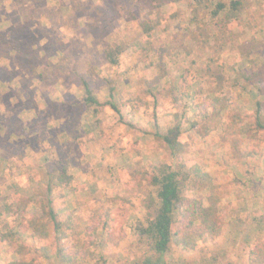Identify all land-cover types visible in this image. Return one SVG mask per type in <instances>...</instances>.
Listing matches in <instances>:
<instances>
[{
	"label": "rangeland",
	"instance_id": "obj_1",
	"mask_svg": "<svg viewBox=\"0 0 264 264\" xmlns=\"http://www.w3.org/2000/svg\"><path fill=\"white\" fill-rule=\"evenodd\" d=\"M231 1L0 0V264H143L162 163L188 175L173 230L204 214L168 264H264V0ZM49 187L61 233L29 225Z\"/></svg>",
	"mask_w": 264,
	"mask_h": 264
},
{
	"label": "trees",
	"instance_id": "obj_2",
	"mask_svg": "<svg viewBox=\"0 0 264 264\" xmlns=\"http://www.w3.org/2000/svg\"><path fill=\"white\" fill-rule=\"evenodd\" d=\"M241 7L242 6L240 0H232L228 9H230L231 12H235L236 10H241ZM225 8V3H218L214 14H217ZM120 52L121 50L118 47L115 49H110L107 52V57L109 58L110 62L117 63ZM85 92V101L88 104H99L97 96L87 82L85 83ZM110 94V96L113 97V93ZM110 104L114 109H117L115 103L111 102ZM257 104L261 105L259 101H257ZM255 115L256 125L259 129H264V115L262 114V110H260V108L256 109ZM181 133L182 128L179 123L174 124L164 133L155 132L157 138L161 139L176 156H178V153L184 148L183 143L180 141ZM57 178V183L63 184L66 180L69 181L71 177L65 171ZM187 178L188 175L184 170H178L174 168L170 163L160 164L157 167V171L155 170V172L153 173L151 184L157 187V198L154 196H149L150 203L147 207L151 209L152 206L155 205L154 212L145 222L139 224V226L137 227L140 236L143 239L145 238L150 243V246L153 249V253L145 257L143 264H168L164 259V255L170 249V244L173 238H175L177 244L182 245L185 248L190 249L195 246V242L197 239L196 233H201L202 231L200 228L194 225V222L203 214L202 212H199L198 214L193 210L192 213L188 214L187 209V211L184 212L185 220L179 226L177 231L173 230L180 205L184 201V197L182 194L183 180ZM47 194L48 199L47 203L44 206V212L48 218V221H43L42 217H33L29 225L34 229L35 232L39 233L42 231L46 232L48 226L52 224L55 229L59 230L61 233V222L58 220V213L52 206V199L49 197L51 194V187L48 188ZM218 230L219 227H216L214 229V231L216 232ZM13 236L14 233L11 232L6 234L4 233L0 237L6 240H12ZM263 249L264 245L258 246L255 250L253 249V253L256 257L264 258V252L262 251ZM65 258H67V260H71L72 256L67 254ZM7 264L34 263L32 261L15 259L8 262ZM181 264L193 263L185 262Z\"/></svg>",
	"mask_w": 264,
	"mask_h": 264
}]
</instances>
